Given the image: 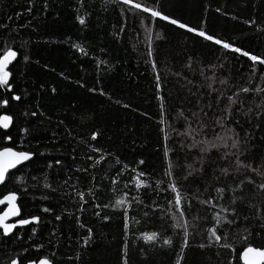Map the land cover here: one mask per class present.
<instances>
[{
	"label": "trees",
	"instance_id": "1",
	"mask_svg": "<svg viewBox=\"0 0 264 264\" xmlns=\"http://www.w3.org/2000/svg\"><path fill=\"white\" fill-rule=\"evenodd\" d=\"M159 4L161 11L184 23L193 27L203 26L221 39L234 41L245 50L264 55V0H159ZM28 8V0H0V24L4 25L0 28V44L5 38L9 42L13 38L27 42L18 56L19 62L11 66L14 74L13 91L20 94L22 100L11 101L10 108L0 111L13 116L17 130L20 127H33L30 119H36L35 127L42 131L31 139L33 148L52 156L74 154L77 159L74 162L68 160L73 168L91 163L86 161V155L96 154L90 153L81 141L89 139L92 131H97L100 135L97 141L89 140L91 144L119 156L121 161L129 165H135L137 160L143 159L145 164L139 167L151 174L150 179L158 178L163 171L162 134L158 130L160 101L156 99L158 93L151 64L146 62L147 46L143 43L144 30L139 20L130 17L124 24L122 6L105 4L102 0H85L83 8L76 0H47L46 10L44 0H32L31 11ZM77 14L86 16V26L79 25L75 19ZM247 20H254L255 24L249 27L244 23ZM201 21H204L203 25ZM122 24L123 31L120 30ZM257 25L261 30H257ZM154 30L161 37L153 39V52L162 86L159 95L165 98L166 120L173 123L177 130L183 131V122L177 115V109H191L197 100V96L189 92L190 88L192 92H197V88L189 85L185 77L191 78L194 83H202L198 74L186 67L188 57H199L207 63L215 61L217 56H223L224 53L218 50V46L163 21L157 20ZM73 42L85 47L88 55L70 47ZM13 46L20 47L19 44ZM24 54L30 57L28 63L23 61ZM227 57L225 73L230 72V79L234 78L243 84L241 74H246L250 62L232 53H227ZM99 61L103 63L97 67ZM80 84L84 87H80ZM52 88L56 89L54 94ZM89 88L97 89L96 93H90ZM101 90L105 95L99 94ZM204 99L208 100V96L205 95ZM244 102L246 106L252 104L254 107L255 103L260 102V97L257 96L255 100L245 97ZM125 104L129 107L125 108ZM25 110L43 112L45 116L29 118L24 115ZM239 121L237 130L241 135L245 131L252 134V150L247 159L264 160V115L257 119L254 109L247 116L241 115ZM53 132L58 134L55 142L50 139ZM13 135H16L15 131ZM170 135L177 141L175 145L169 142L175 149L173 160L179 165L191 163L192 154L179 148V141L183 137L175 133ZM113 163L104 164L101 170L93 171L92 174L96 175L97 180L106 177ZM223 164L224 161L213 153L204 164V181L193 179V189L198 185L203 191L206 183L215 186L213 172L217 165ZM176 171L179 174L183 169ZM18 175L23 185L13 177L7 182L6 188L0 187V195L17 191L18 204L24 216L39 214L42 223L14 229V234L9 237L0 236V264H7L10 258L23 253L24 249H29V252L24 253L26 255H37L32 246L39 244L43 245V254L55 251L56 264H120L123 243L121 214L109 209L101 210L102 215L111 217L104 222L93 215L94 209L88 205L84 206L83 212H79L77 198L65 194L71 193V189L63 183L64 179L68 176L73 180L79 177L77 190L86 191L91 186L88 174L69 172L57 176L56 171L52 170L50 182L54 186L57 181L60 182L55 193H47L54 198L52 201L38 198L44 190L32 187L31 172ZM248 177L260 182V176L242 168L234 176L221 177V185L231 189ZM103 184L104 190L99 194L101 203L108 202L111 195L106 191V179ZM25 185L28 189L26 192L21 190ZM250 188L251 185H245L246 190ZM204 195L207 196L208 192L204 191ZM154 198L161 205L166 203L163 194ZM86 199H90L87 192ZM50 203L54 205V212L61 215V220L39 212L41 206ZM236 207L243 214L240 220L251 226V242L255 245L264 244V240L255 235L261 223L253 218L255 209L239 202ZM207 213L206 208L193 203L192 215L205 217ZM73 214L80 215L82 222L93 230L94 237L87 248H81L77 243L83 230L76 226ZM131 216L141 221L135 228L164 231L166 227L155 217L145 221L139 209L131 210ZM244 216L249 219L244 221ZM207 226H210L207 220L199 221L200 229H206ZM33 227L37 229L36 235L31 233ZM17 235L19 240L16 239ZM236 242H239L238 236ZM140 247L147 249L146 254L141 252ZM219 251L221 255L217 257L216 248L201 250L190 247L186 250L185 264H227V254L223 249ZM127 257L128 264H172L171 251L147 248L139 241L129 244Z\"/></svg>",
	"mask_w": 264,
	"mask_h": 264
},
{
	"label": "snow or ice",
	"instance_id": "2",
	"mask_svg": "<svg viewBox=\"0 0 264 264\" xmlns=\"http://www.w3.org/2000/svg\"><path fill=\"white\" fill-rule=\"evenodd\" d=\"M76 2L83 8L85 0H76ZM102 2L122 6L121 16L124 18V24L131 17L137 18L143 27V43L147 46L146 62L151 64L158 93L156 99L160 101L158 105L160 127L158 130L162 134L163 171L161 175L158 178L150 179L151 174L139 167L145 164L143 159L137 160L135 165H129L127 162L121 161L119 156L104 152L101 148L91 144L89 140L97 141L100 135L97 131H92L89 139L81 141L90 153L96 154L86 155V161L91 163H87L85 167L73 168L69 165L68 160L74 162L77 159L74 154L65 156L64 153H61L58 156H52L50 153L33 148L31 139L40 135L42 131L35 127L36 119H30L33 127H20L17 130L14 127L13 116L8 112L0 111V187L6 188L7 182L13 177L23 185L18 173L28 175L31 172L32 187L44 190L38 198L52 201L54 198L47 193H55L60 183L57 181L54 186L50 182L49 177L52 170L56 171L57 176L69 172L88 174L91 186L87 187L86 191L77 190L76 184L79 177L75 180L71 176L64 179L63 183L71 189V193L66 192L65 194L74 195L77 198L79 212H83L84 206L88 205L94 209L93 215L104 222L109 221L111 217L102 215L101 210L109 209L121 214L123 243L120 250V264H128L129 244H135L137 241L142 242V245L147 248L171 251L172 264H185L186 250L190 247H198L201 250L216 248L217 257L221 255L219 250L223 249L227 254V264H264V244L255 245L251 242L253 235L250 230L251 226L240 220L243 214L236 207L239 202L246 207L255 209L253 218L261 221L258 225L260 230L255 235L264 240V160L247 159L252 150V134L245 131L242 136L237 130L241 115L247 116L254 109L257 119L264 115V55H257L245 50L237 46L234 41L221 39L208 32L203 26L193 27L182 22L161 11L159 0H102ZM28 4V10L31 11L32 0H28ZM44 8L47 9V0H44ZM216 11L219 12L220 9L217 8ZM75 19L79 25L86 26L84 14H77ZM157 20L216 45L218 50H223L224 53L223 56H217L215 61L207 63L201 61L199 57H188L186 67L197 73L202 79V83L199 81L194 83L191 78L185 77L189 85L197 88V92H192L191 88L189 89L190 94L197 96V100L191 109H177V115L183 122V131L177 130L173 123L167 122V112L163 102L165 98L159 95L162 86L153 52V39L161 38L160 34L154 30ZM244 23L251 27L255 21L247 20ZM124 24L121 25V31L124 30ZM203 24L204 21H201V25ZM3 27L4 25L0 24V28ZM257 30H261L258 25ZM15 44H19L20 47H14ZM26 44V41H16L15 38L10 42L5 38L0 44V110L10 108L11 101L20 102L22 100V96L13 91L14 74L10 66H14V62H19L18 56ZM70 47L81 54L88 55L85 47L79 43L73 42ZM227 53L244 57L250 62L246 74H241V79L244 80L243 84L234 78L230 79V72L225 73V64L228 62ZM29 60L30 57L24 54V63H28ZM102 63L103 61H99L97 67ZM194 65L198 67H194ZM177 75L179 76L180 73ZM79 86L84 87L83 84ZM51 91L54 94L56 89L52 88ZM88 91L96 93L97 89L89 88ZM99 94L105 95L102 90ZM205 95L208 96V100L204 99ZM257 96L260 97V102L255 103L254 107L252 104L245 105V97L255 100ZM123 106L129 107L127 104ZM24 115L37 119L45 116L43 112H28L27 110ZM248 122L251 123V120L249 119ZM60 123L63 124V120ZM14 131L16 132L15 136L13 135ZM170 133L183 137L179 141V148L192 154L191 163L179 165L173 160L175 149L170 146L169 142L171 141L175 145L177 141L173 140ZM68 135L71 136V132ZM57 136V133H52L50 137L52 142H55ZM213 153L219 160L224 161V164L217 165L216 171L213 172L212 178L216 181V185L206 183L203 191L198 185L193 189L191 183L193 179L198 182L204 181V164ZM242 157L245 158L242 159ZM108 163H113V168L107 170L106 177L97 180L96 175H93L92 172L101 170L102 166ZM180 168L183 171L178 174L176 169ZM242 168L260 176V182L257 183L253 178L248 177L231 189L221 185V177L234 176ZM105 179L108 181L106 191L111 195L108 202L101 203L99 194L104 190L103 181ZM70 180L71 183H69ZM245 185H251V188L246 190ZM21 190L26 192L27 186H23ZM204 191L208 192L207 196L204 195ZM86 192L90 199H86ZM161 194L166 201L164 205L154 198ZM18 199L17 191H8L0 195V206H3L0 207V236L9 237L14 234V229L42 223V217L39 214L24 216L23 210L17 202ZM194 202L208 210L205 217L191 214ZM135 209H139L145 221L151 220L153 217L160 220L162 226H166L164 231L155 228H135V225L141 223L140 220L131 216V210ZM39 212L54 215L55 220H61V215L54 212V205L51 203L41 206ZM73 215L76 226L83 230L77 243L81 248H87L94 237L93 230L82 222L80 215ZM13 218L18 219L9 222ZM248 219V216H244V221ZM200 220H207L210 226L200 229ZM166 232L169 234L165 235ZM31 233L36 235L37 229L33 227ZM237 236L239 237L238 243L236 242ZM198 237L199 239H197ZM16 239L19 240L20 237L17 235ZM32 247L37 255H26L24 253L29 252V249H24L23 253L10 258L7 264H56L55 251L43 254L42 244ZM140 250L146 254L145 247H140Z\"/></svg>",
	"mask_w": 264,
	"mask_h": 264
},
{
	"label": "water",
	"instance_id": "3",
	"mask_svg": "<svg viewBox=\"0 0 264 264\" xmlns=\"http://www.w3.org/2000/svg\"><path fill=\"white\" fill-rule=\"evenodd\" d=\"M15 63V62H14ZM11 67V66H10ZM18 202V201H17ZM15 219H18V218H13V220L12 221H9V222H13Z\"/></svg>",
	"mask_w": 264,
	"mask_h": 264
}]
</instances>
